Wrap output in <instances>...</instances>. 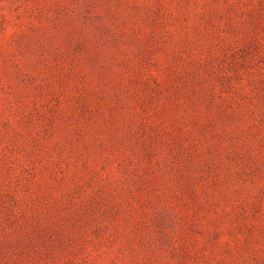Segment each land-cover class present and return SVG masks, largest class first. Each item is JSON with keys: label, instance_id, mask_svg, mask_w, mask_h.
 I'll return each instance as SVG.
<instances>
[{"label": "rangeland", "instance_id": "1", "mask_svg": "<svg viewBox=\"0 0 264 264\" xmlns=\"http://www.w3.org/2000/svg\"><path fill=\"white\" fill-rule=\"evenodd\" d=\"M0 264H264V0H0Z\"/></svg>", "mask_w": 264, "mask_h": 264}]
</instances>
